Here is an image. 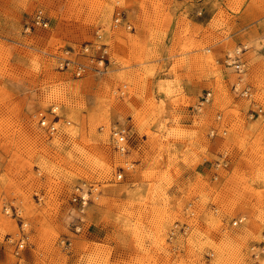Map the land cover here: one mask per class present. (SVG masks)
<instances>
[{"label": "rangeland", "instance_id": "1", "mask_svg": "<svg viewBox=\"0 0 264 264\" xmlns=\"http://www.w3.org/2000/svg\"><path fill=\"white\" fill-rule=\"evenodd\" d=\"M38 8L48 25L24 30ZM116 14L131 29L113 27ZM96 32L102 72L56 67L52 53ZM220 42L239 51L250 97L231 89ZM184 78L202 90L187 96ZM205 89L211 100L194 110ZM51 104L69 120L53 136L33 117ZM253 104L262 111L249 118ZM118 123L125 155L109 140ZM76 185L88 191L82 213ZM21 219L16 259L7 238ZM263 251L264 0H0V264H264Z\"/></svg>", "mask_w": 264, "mask_h": 264}, {"label": "built area", "instance_id": "2", "mask_svg": "<svg viewBox=\"0 0 264 264\" xmlns=\"http://www.w3.org/2000/svg\"><path fill=\"white\" fill-rule=\"evenodd\" d=\"M113 27L122 25L125 29H131V24L125 17L121 14H116L113 17ZM48 25V19L41 9H36L26 20L24 30H29L34 26L46 27ZM101 35L96 32V39L93 41L86 42L85 44L78 47L63 48L57 53H52L56 67L59 70H69L73 76L82 77L89 71H95L97 73L103 71L105 62H108V52L107 45L99 41ZM238 50L231 55L230 53H225L222 58V63L225 66L233 68L234 72L237 74V81L231 85V89L243 97L251 96V87L248 84L243 86L240 85L241 74L244 71V61L238 55ZM212 93L211 90L205 89L204 92L199 95L197 103L193 106L194 110H199L205 104H208L211 100ZM254 105V104H253ZM262 111L260 105H254L248 109L247 115L249 118L253 117L254 114H259ZM59 106L57 104H51L45 110H38L33 114L36 121V125L41 129L46 135L53 136L58 134L62 129V126L69 124V120L65 119L59 113ZM216 119H219V114L216 115ZM103 127L100 126L101 130ZM226 130L222 129L221 133H225ZM218 130L216 127H210L209 136L217 135ZM109 140L112 144L114 150L119 154H127L130 148V136L128 132V127L125 124H113L109 126ZM220 162L217 161V165ZM224 165V163H223ZM122 173L120 170L115 171V179H120ZM70 201L76 205L80 213L83 212L85 206L89 202L88 191L85 190L81 185H76L74 191L70 197ZM3 210L5 214L14 216H19V210L10 205H4ZM241 218H235L232 220V225H236L240 222ZM177 224H175L176 226ZM27 222L20 220L19 227L15 237L9 235L7 238L9 242H12V256L17 258L21 257L22 251L27 243L28 235L26 231ZM78 227V226H77ZM76 227V229H78ZM171 235L174 233L170 231ZM264 252V251H263ZM10 264H16V261ZM208 264V263H205Z\"/></svg>", "mask_w": 264, "mask_h": 264}, {"label": "crops", "instance_id": "3", "mask_svg": "<svg viewBox=\"0 0 264 264\" xmlns=\"http://www.w3.org/2000/svg\"><path fill=\"white\" fill-rule=\"evenodd\" d=\"M190 10H191V12H190L191 16L194 18V19L192 18V21L196 24H201L203 26L204 21H206L205 20L206 18L197 16L198 14L201 13L200 10L195 11V12L194 11L192 12L193 8H191ZM204 12H205V9H204ZM203 14H205V13H203ZM211 49L214 50L219 55L218 59H221L225 53L224 52L225 46L221 42L216 43L214 45V47H212ZM204 82L205 81L199 82V81L195 80L194 78L192 80L188 79V78H184L182 80V87H183V90L187 96H196L198 94V92L202 90V85Z\"/></svg>", "mask_w": 264, "mask_h": 264}]
</instances>
